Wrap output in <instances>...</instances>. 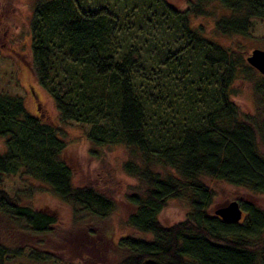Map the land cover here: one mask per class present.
Returning a JSON list of instances; mask_svg holds the SVG:
<instances>
[{"label":"trees","instance_id":"1","mask_svg":"<svg viewBox=\"0 0 264 264\" xmlns=\"http://www.w3.org/2000/svg\"><path fill=\"white\" fill-rule=\"evenodd\" d=\"M188 4L178 10L168 0H33L31 70L53 100L59 122L88 125L85 136L93 145L122 144L145 163L123 164L145 183L143 193L127 195L133 209L126 222L150 238L120 237L124 254L117 264H264V211L240 200L247 214L237 222L221 220L208 211L215 192L202 179L264 194V153L231 98L235 79L254 71L255 95L264 105V77L234 48L191 22L214 8L218 33L244 36L252 18L264 22V0ZM156 28L160 37L153 40L149 35ZM61 132L28 112L21 95L0 90V181L15 174L33 178L74 215L107 217L114 200L74 184ZM147 162L170 173L160 175ZM181 197L190 207L186 216L161 223L167 201ZM16 199L0 188V214L21 229L42 233L56 224L52 212ZM25 249L0 244V264L8 255L49 258Z\"/></svg>","mask_w":264,"mask_h":264},{"label":"rangeland","instance_id":"2","mask_svg":"<svg viewBox=\"0 0 264 264\" xmlns=\"http://www.w3.org/2000/svg\"><path fill=\"white\" fill-rule=\"evenodd\" d=\"M32 1L0 0V90L21 95L28 112L40 115L43 120L63 131L61 133L67 142L63 156L72 168L74 184L87 185L102 192L114 200L115 206L105 218L78 216L80 213L74 215L72 207L55 196L42 182L17 174L2 177L0 188L20 203L52 212L57 219L49 232L32 233L0 214V244L11 248L23 246L27 248L26 251L33 249L49 256L43 261H33L24 256L8 255L4 264H117L124 254L117 246L120 237L150 238V234L138 231L126 222L127 214L133 209L127 201V195L143 193L145 183L127 173L123 164L131 161L142 167L145 163L140 155L130 153L122 144L93 145L85 136L88 125L83 126L71 120L59 122L53 100L36 82L31 70L28 20ZM168 1L178 10H183L189 6L190 0ZM149 11L151 14L152 9ZM217 13L216 9L211 8L208 15L193 16L191 22L194 25L202 24L205 34L234 48L245 61L253 49L264 50L262 20L252 18L253 26L246 35L231 37L218 33L212 27V18ZM132 25L138 27L135 23ZM163 27L166 29L167 24ZM159 28L151 34L144 29V37L150 34L149 37L158 40ZM253 73L251 71L250 77L241 75L235 79L231 98L238 106V117L252 127L255 141L264 153V105L259 104L255 95L256 77ZM3 145L0 138V151L4 149ZM147 167L160 175L170 173V168L160 163L147 162ZM202 179L215 192L209 212L233 200H237L242 210L240 219L247 214L241 201L250 202L264 211V194L253 193L207 176ZM189 209L184 197L171 198L161 210L159 220L166 225L180 221Z\"/></svg>","mask_w":264,"mask_h":264},{"label":"water","instance_id":"3","mask_svg":"<svg viewBox=\"0 0 264 264\" xmlns=\"http://www.w3.org/2000/svg\"><path fill=\"white\" fill-rule=\"evenodd\" d=\"M247 62L264 77V50L253 49L247 56ZM241 208L237 200L230 201L225 205L213 210V214L226 222H237L241 217Z\"/></svg>","mask_w":264,"mask_h":264},{"label":"bare ground","instance_id":"4","mask_svg":"<svg viewBox=\"0 0 264 264\" xmlns=\"http://www.w3.org/2000/svg\"><path fill=\"white\" fill-rule=\"evenodd\" d=\"M239 221V220H238Z\"/></svg>","mask_w":264,"mask_h":264}]
</instances>
